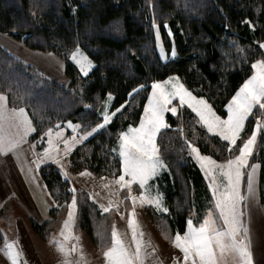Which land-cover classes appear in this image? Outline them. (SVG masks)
Here are the masks:
<instances>
[{"label":"trees","instance_id":"obj_1","mask_svg":"<svg viewBox=\"0 0 264 264\" xmlns=\"http://www.w3.org/2000/svg\"><path fill=\"white\" fill-rule=\"evenodd\" d=\"M154 25L160 28L166 52L175 47L176 58L162 61ZM0 32L33 50L55 53L65 62L70 79L66 87L0 46V92L7 94L13 107H25L29 112L36 128L31 142L38 150L45 147L49 128L72 121L84 131L102 122L101 106L107 93H112L111 111H120L76 148L69 161L73 172L88 169L99 177H114L122 171L114 152L119 133L139 124L154 80L178 75L193 94L203 96L226 117L225 106L253 74L252 64L264 59L260 46L264 42V0H0ZM76 43L94 61L87 76L65 55ZM139 85L144 87L132 92ZM257 117L264 119V110L253 109L237 146L254 130ZM166 121L171 127L161 130L157 143L170 173L163 175L160 184L169 213L160 215L148 208V214L171 242L177 231H186L193 210L202 214L208 195L187 141L216 160L226 159L229 152L228 142L208 132L185 105H180L177 114L167 112ZM262 138L264 130L258 134L252 161L260 165L259 202L264 211ZM237 146H232L233 154ZM40 174L57 207L44 223L29 219L32 230L46 239L52 229L62 227L68 209L65 201L70 204L73 193L71 182L55 166H42ZM75 195L76 231H85L105 250L112 241L115 210L102 213L85 189ZM16 204L11 198L0 209V247L5 241L2 226L11 223Z\"/></svg>","mask_w":264,"mask_h":264},{"label":"snow or ice","instance_id":"obj_2","mask_svg":"<svg viewBox=\"0 0 264 264\" xmlns=\"http://www.w3.org/2000/svg\"><path fill=\"white\" fill-rule=\"evenodd\" d=\"M247 23L251 24L252 22L249 20ZM169 35H172L170 29ZM260 46L264 48V43H261ZM65 55L79 67L85 76L95 66L94 61L85 54L78 43L73 50L66 52ZM176 55L177 52L173 46L171 56L175 57ZM49 57L59 63V59L54 54H49ZM252 68L255 70L254 73L243 82L226 104V117L218 115L203 96L194 95L180 81L178 75L169 76L166 80H154L151 83L152 91L147 97V104L139 124L137 126L129 125L126 131L119 133V156L122 161V171L103 185L104 188H108L109 184L115 183L120 188H127L128 196L125 199H131L133 203L132 219L129 220V226L132 228V239L135 241V246L131 248L127 245L113 226L111 244L103 251L106 264H144L146 253L143 252V249L147 246V242L142 240L143 233L139 232L136 226L135 204L137 200L142 205H155L163 212L169 211L162 204L163 194L159 192L158 185L155 195L151 194L152 185H149V181L157 177L162 170L167 169V165L160 156L157 136L162 129L171 127L165 119V113L176 114L178 106L173 104V100L177 98L179 105H187L197 114L198 122L202 123L208 132L218 133L224 141L228 142L229 155L226 159L216 160L211 155L203 154L199 147L191 141H187L191 149L190 154L195 156L210 181L213 207L206 209L202 222L198 226L194 225L193 220L189 218L186 222L187 230L183 234L177 231L173 243L182 250L183 260L186 264L189 261L190 264H230L229 258H231V264H262L261 260L254 258L250 229L245 220V208L246 202L256 200V173L259 165H250L249 158L253 156L258 134L264 130V119L257 117L254 130L247 135V139H243L237 146V141L241 138L245 127V121L253 114V109L264 110V59H257L252 64ZM143 87L144 85H139L132 92H138V89ZM129 95L131 96L132 93ZM107 97L106 106L112 99V93H107ZM7 101L8 96L4 92H0V155L9 152L15 153L28 133L35 131L26 108H9ZM85 107L90 108L91 106L86 105ZM122 107L123 105H121ZM119 111L120 108H117L114 112H109L106 107V110L100 114L102 122H97L90 130H84L77 135L63 139L65 145L63 157H67L76 144L82 143L97 133L99 129L104 128L110 122L111 117ZM67 124L73 133H76L80 128L79 124H74L72 121H67ZM5 125L8 128H14L15 132L6 131ZM46 135L49 147L44 148L42 156L37 155L35 167L38 168L46 160H53L60 166L62 175L67 179L69 173L61 162L62 157L57 151L59 145H54L53 129L49 128ZM54 135L58 139L63 138V129L56 131ZM232 146H237L235 154L232 153ZM17 159H19L18 155ZM245 172L247 173L246 193L241 191ZM80 175L90 176L91 173L85 169ZM133 184H137L143 190L139 196L133 194ZM70 191L73 195L70 204L65 201L68 205V214L67 219L63 221L64 228L60 232V236L65 239L72 235L71 226L75 223L77 209V196L75 195L77 189L73 186ZM89 195L92 199H96L94 194L89 193ZM97 203L104 212H108L111 208L120 211L118 205L111 200L107 205L99 201ZM123 214L121 212L122 216ZM76 239L79 240V237ZM53 241L57 243L58 250L66 257L72 252L79 251L81 261L78 264H84L82 245L79 247L73 245L69 248L63 241H56L55 237H53ZM152 251L155 252V248ZM6 254L12 264H21V252L15 242L7 245ZM67 264H72V262L67 261Z\"/></svg>","mask_w":264,"mask_h":264},{"label":"crops","instance_id":"obj_3","mask_svg":"<svg viewBox=\"0 0 264 264\" xmlns=\"http://www.w3.org/2000/svg\"><path fill=\"white\" fill-rule=\"evenodd\" d=\"M0 46L6 49L7 51H9L10 53L14 54L15 56H17L18 58H20L25 63L31 65L32 67H34L35 69H37L38 71L46 75L47 77L51 78L52 80L58 82L59 84L65 87L69 86L70 79L67 77L65 73V62L57 54L33 50L29 48L28 46H26L23 42L18 41L12 38L11 36L1 33V32H0ZM49 54H54L59 59V63L51 59L49 57ZM172 58L174 57L172 56ZM93 68L88 72L87 75L91 73ZM80 73L81 75L85 76L81 71ZM151 91H152V88H151ZM107 99L108 97L105 99V101ZM113 99L114 97L112 95V99L109 101V105L107 109L110 112H112L111 106L113 103ZM175 100H178V98ZM104 102L101 106L100 113L104 112ZM7 106L9 108L13 107L10 104L9 98L7 101ZM26 112L29 118L31 119V123L35 131H31L28 133V135L25 137L24 142L21 143L17 147L15 153L9 152L7 154L0 155V209L5 204L6 201H8L11 198H16L21 204L22 210H25L29 213V217H32L38 223H44L50 219L51 217L50 211L53 208L57 207V202L51 196L47 188V185L40 174V169L42 166L47 165V164H51L55 166L59 171L61 170V168L53 160H46L38 168L35 167V161H36L37 155L42 156L44 148L49 147L47 144L48 136L45 134V138H46L45 147L42 150H38L35 144L31 142V136L36 132V128H35L33 120L31 116L29 115V112L27 111V109H26ZM113 117L114 116L111 117L110 121H112ZM74 124H77V123H74ZM5 129L6 131L15 132L14 128H8L7 125H5ZM60 129H63V138L58 139L54 135V133L56 131H59ZM79 130L80 128L77 129L76 133H73L72 129L68 126L67 122L64 123L61 127H57L53 129L52 138H53L54 145L55 144L59 145L57 149V151L61 153L59 156L63 157V150L65 148L63 139H66L73 135H77L79 133ZM100 130L101 129H99L98 132ZM97 133H94L92 136L88 137L82 143L86 142L88 139L95 136ZM117 144H118V141H117ZM117 144L115 145V148H114L115 152L117 149ZM79 145H81V143L76 144L75 147L72 148L71 152L75 150V148ZM17 155L19 156V159H17ZM69 155L67 157H69ZM67 157H64V158H67ZM60 172L62 174V171ZM68 173H69V177L67 179L71 181L73 186L76 184L75 188H80V187L86 188L90 193L96 196V199L95 200L93 199V200L95 201L98 207H99V204L97 203V201L107 205L109 203V200L114 198V195H115L114 190H111L109 187L104 188L103 185L105 183L102 180L98 181L99 187H98V184L96 187H94L93 184L97 182V178L91 176L92 174L90 176L80 175L81 172L77 173L73 171H68ZM116 191L119 192V188L116 189ZM254 207L255 205L252 208L251 206L247 204L245 208V212H246L245 220L247 222V226L250 229V236H251V241H252V250H253L254 258L257 260H261L262 264H264V217H263L264 215L261 209L257 210L256 208L254 209ZM157 210L160 211V213L162 214H168V212H163L161 209L160 210L157 209ZM205 212H206V209H205ZM249 216H250V220H249ZM191 219L193 220V224L195 225L194 218H191ZM200 222H202V220L199 221V223ZM5 225L13 226V221L12 223L5 224ZM130 235H131L130 242H133L135 246V241L132 239V234ZM153 237L155 241L159 242V252H162V250H164L165 256H171V255H174V252L180 251L179 255H181L182 261H184L183 252H181L182 251L181 249L177 248L178 250L173 251V248H168V246H166L165 244H164L165 246L161 245L166 242H163L161 238H159V236H157L155 233ZM34 239L37 240L36 238ZM143 240L144 242H148L151 240V237H144ZM15 243H16V247L20 250L21 255H22V251L26 250L27 247L25 245L22 246L21 241H20V245L17 242ZM38 244L41 245L40 243ZM130 247L134 248L132 246ZM32 249H33V245L30 244L28 246V250L30 251ZM143 252L146 253L144 260L146 259V260H149L150 262L154 260V255L152 254L148 246H146L143 249ZM9 263H10L9 257L7 256L6 252L0 251V264H9ZM154 264H162L161 257L156 256V261Z\"/></svg>","mask_w":264,"mask_h":264},{"label":"rangeland","instance_id":"obj_4","mask_svg":"<svg viewBox=\"0 0 264 264\" xmlns=\"http://www.w3.org/2000/svg\"><path fill=\"white\" fill-rule=\"evenodd\" d=\"M154 31H155V37H156L157 51H158L159 56L162 59V61L166 62V61H168V59L172 58L171 52L170 53L166 52V49H165V46H164V43L162 40V36L160 33V28L158 25H154ZM262 50L264 52V48ZM85 54L87 55L86 52H85ZM165 54H166V58H165ZM176 57H177V55L174 58H176ZM180 81H181V79H180ZM173 104H176L178 106L177 112H176V114H177L179 107H180V105L178 104V100H174ZM108 105H109V102H108L107 106L105 105V102H104V111L106 110V107L108 109ZM165 119H166V115H165ZM246 121H245V124H246ZM79 132H81V131L79 130ZM211 134L219 136L218 133H211ZM157 138H158V136H157ZM45 141H46V138H45ZM84 143H81V145H83ZM81 145H79V146H81ZM79 146H77L76 148H78ZM254 150H255V148H254ZM114 152H115V150H114ZM116 152L115 153L119 156V138H118V144H117ZM188 153L191 156V159L200 168V170L204 176L205 185H206L207 192H208L207 198L204 201L206 206L204 207L202 214L196 208L195 210H193L192 215L190 217V218H194L195 225H198L199 221H201L202 217H204V215H205V209L213 207V205H212L213 197H212V193H211V188L209 186L210 181H209L208 177L205 175L204 171L201 169L200 164L196 160L195 156L190 154L191 153L190 147H189ZM60 154L61 153L59 152V155ZM253 154H254V151H253ZM60 157H62V156H60ZM119 158H120V156H119ZM252 159H253V156L249 158V164L250 165L251 164L259 165L258 162L252 161ZM120 160H121V158H120ZM61 162L64 164V167L66 170L73 171L71 169L69 157H67V158L62 157ZM121 163H122V161H121ZM164 163H165V161H164ZM60 171H62V170H60ZM83 171L84 170H82L80 172H83ZM259 171H260V165L257 168V173H256V185H257V187H256V200L253 202H246V203L249 206H251L252 208L255 205L254 209L255 208L257 210L261 209V211L263 212V215H264L263 208L259 202V190H258ZM88 172L92 174L91 176L97 178V182L95 184H93L94 187H96L97 184L99 187L98 181L102 180L101 179L102 177L96 176L90 170H88ZM165 173H169L168 166H167V169L162 170L157 177L153 178V180H150L149 185H152V187L150 189V192L152 195H155L156 187L158 185L159 192H161L163 194L162 204L164 207H167V204H166L165 198H164V192L160 186L161 181L163 180V175ZM103 178H105L102 180L104 183H108V181L113 179V177H103ZM126 179H127V177H126ZM244 182H245V185H244ZM75 185H74V187H76ZM71 186L73 187L72 183H71ZM109 188L111 190H114V192H115L114 198L110 199V200L113 203L117 204L119 209H120V211H117L115 208L110 209V210L113 209L116 212L115 213L114 227L116 228V230H117L118 234L121 236V238L125 241V243L129 246L134 247V243L130 242V236H131L130 234H132V228L129 226V220L132 219L133 203H132L131 199H125V197L128 196V190H127V188H120V186L115 184V183H111L109 185ZM118 188H119V192L116 191V189H118ZM76 189L77 190H81V189L87 190L86 188H81V187L76 188ZM246 189H247V173L245 172V175H244V177L242 179V183H241V191L246 193ZM141 191H143V190L137 184H133L132 192L134 195L139 196ZM87 192L90 193L88 190H87ZM90 198H91V196H90ZM16 201H17V204L14 207V214L12 215L13 226L5 225V224L2 226V233H3L4 238H5L4 245L2 247H4V246L5 247L4 248L0 247V248H2V249H0V251L6 252L5 250H6V247L9 243L17 242L20 245V241H21L22 246L25 245L27 247L26 250L22 251V255L20 258L21 264H67V261H71L72 264H78V262L81 261L79 251L72 252L69 256L66 257L61 251L58 250L57 243L53 241V237H55L56 241H63L65 246L69 247V248H71L73 245H77L78 247L80 245H82V250L84 252V264H106V258L103 256L104 250L101 251L99 249V247H97L95 245V243H93L92 239L90 238V236L85 231H82V230L76 231L77 214L75 217V223L71 226L72 235L68 239H65L64 237L60 236V232L64 228L63 224L59 230H57L58 228L57 229L51 228L52 229L51 233L47 236V238L42 239L38 234H36L32 230L31 225H30L29 213L25 210H22L21 204L19 203V201L17 199H16ZM91 201L94 204H96L92 198H91ZM128 201H129V204L127 205ZM19 208H20V210H19ZM148 208L153 209L156 213H158L160 215L162 214V213H160V211L157 210L158 208L155 205H147V204L142 205L139 202V200H137V202L135 204V219L137 221L136 226L138 228V231L143 233L142 240L144 237H151V240L147 242V246H148V248H150L152 254L154 255V260L152 262L145 259L144 264H154L156 261V256L161 257L162 264H186L185 261H182L181 255H179L180 251L174 252V255H171V256H165L164 250H162V252H159V242L154 240V237H153L154 233L157 236H159V238H161V240L163 242H166V243H163L161 245H163V246L166 245V246H168V248H173V251L178 250V249L175 246V244L173 243V241H171V242L167 241V239L163 236V234L160 232V230L152 223V221L150 220L149 214H148L149 213ZM100 211L102 213H106V212L102 211L101 209H100ZM121 212L124 213L123 216L121 215ZM168 213H169V211H168ZM67 214H68V209H67L66 215L64 217V220L67 219ZM50 219H51V217H50ZM12 221H11V223H12ZM151 232H153V233H151ZM66 235H67V232H66ZM33 236L37 240H35L33 238ZM76 237H79V240H77ZM38 243H40L41 245H39ZM30 244L33 245V249L29 251L28 246ZM153 248H155V252L152 251ZM229 260H230V264H231V258H229ZM9 262H10L9 264H12L10 258H9ZM187 264H190V261L187 262Z\"/></svg>","mask_w":264,"mask_h":264}]
</instances>
